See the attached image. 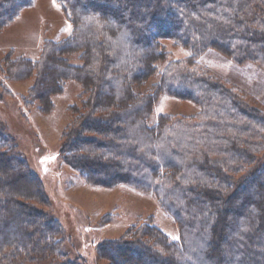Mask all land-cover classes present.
<instances>
[{
  "label": "trees",
  "instance_id": "16d2710c",
  "mask_svg": "<svg viewBox=\"0 0 264 264\" xmlns=\"http://www.w3.org/2000/svg\"><path fill=\"white\" fill-rule=\"evenodd\" d=\"M57 1L69 35L45 37L36 58L7 51L2 78H33L21 98L42 113L54 109L64 78L78 82L62 161L86 184L153 195L179 232L172 239L148 215L97 241L96 256L108 264H264V111L200 61L212 49L264 71V0ZM31 2L0 0V30ZM164 38L189 54L173 57ZM163 95L198 110L153 120ZM13 142L0 125V264H85L67 259L62 224L36 204L47 203L40 178Z\"/></svg>",
  "mask_w": 264,
  "mask_h": 264
},
{
  "label": "rangeland",
  "instance_id": "374dc122",
  "mask_svg": "<svg viewBox=\"0 0 264 264\" xmlns=\"http://www.w3.org/2000/svg\"><path fill=\"white\" fill-rule=\"evenodd\" d=\"M70 31L71 24L57 0H32L0 30V64L3 65L9 50H13L14 56L18 53L36 58L45 37L60 40ZM162 42L173 57L189 54L187 48L170 39L164 38ZM69 57L78 60L77 54ZM200 61L212 72L241 87L248 100L264 111V71L256 64L238 65L212 49L207 50ZM163 65L158 63V68ZM2 77L0 72V85L12 95H2L0 88V125L15 143L12 151L18 153L40 178L47 203L36 204L62 224L66 233L63 249L67 251V259L82 256L85 264H108L106 259L96 256L97 241L122 235L127 225L148 215L154 217L165 233L171 237L179 236L177 224L160 208L153 195L125 184L114 187L86 184L62 161L59 155L61 134L71 120L66 106L79 102L76 97L81 90L78 82L64 78V91L52 95L54 109L42 113L36 106L23 104L21 98L27 95L33 78L4 80ZM156 79L154 74L149 80ZM197 110L198 106L189 100L163 95L154 107L153 120L162 112L189 115ZM261 157L264 160V154ZM106 213L113 216L108 222L100 223V217Z\"/></svg>",
  "mask_w": 264,
  "mask_h": 264
},
{
  "label": "crops",
  "instance_id": "0c3cea01",
  "mask_svg": "<svg viewBox=\"0 0 264 264\" xmlns=\"http://www.w3.org/2000/svg\"><path fill=\"white\" fill-rule=\"evenodd\" d=\"M169 236H170V235H169ZM170 237H171V236H170ZM171 238L174 239V240H177V239H178V237H175V236H174V237H171Z\"/></svg>",
  "mask_w": 264,
  "mask_h": 264
}]
</instances>
